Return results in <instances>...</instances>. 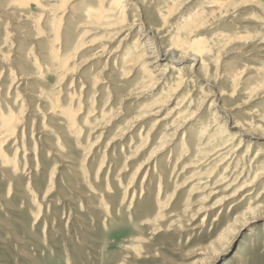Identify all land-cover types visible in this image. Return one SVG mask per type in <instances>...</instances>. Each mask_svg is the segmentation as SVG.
<instances>
[{"label": "rangeland", "instance_id": "rangeland-1", "mask_svg": "<svg viewBox=\"0 0 264 264\" xmlns=\"http://www.w3.org/2000/svg\"><path fill=\"white\" fill-rule=\"evenodd\" d=\"M139 1L141 4L138 16H130V19L135 17L145 29L154 28L153 30L160 38L161 46L168 48L172 43L168 37L177 33L181 15L185 17L190 12L195 13L196 9L204 7L211 0ZM223 1L229 2L233 10L230 9L227 11L228 14L224 13L214 19L204 14V17L198 16L200 17L198 25L194 26L196 30L193 29L185 35L187 39H201L202 42L204 41L203 44H215L217 53L215 51V55L210 57L214 59V62L207 59L209 67L207 63L205 69H200L201 74L207 70L205 72L207 77L204 78L205 74L204 76L202 74L201 79L193 73L200 67V62L193 65L189 58L180 60L191 68L189 73L192 72L191 75L194 76L195 81L184 87L185 89L183 88L179 94L172 95L169 87L163 88L164 83L155 89L151 87L150 89L139 82L124 85L134 77L137 80L145 78L143 76L145 73L138 72L139 65L135 68L137 70L133 77L128 79L127 76H122L120 81L118 80V83L122 84L119 90L113 88L116 81L114 79V82L111 81V76L105 79L109 72L123 61L119 55H123L129 48L133 49L131 46L136 41L139 26L131 30L124 40L128 30L122 29L117 24L111 26V29L86 30L87 34L81 38V42H86L87 47L77 56V60L84 61L85 64L73 67L75 70L73 73H75L71 79L75 81L71 87L79 88L78 91L76 89L74 98L77 101L82 99L81 105L75 103L74 107L73 103V107L80 106L82 112L80 118H85L88 114V119L92 118V123H89L83 132L81 131L82 135L78 132L77 136L67 138H61L57 128L52 129L50 122L45 119L43 106L51 91L54 90L51 85H49L51 87L46 85L44 88L40 86L37 88L33 79L27 76L17 84L15 82L11 84V74L15 71L16 76L20 75L21 70L13 67L14 71H9L4 65L8 66L11 61H17L19 49L33 42L21 37L26 34L20 29L12 30L15 29V18L3 26L4 31H10L7 39L8 42H12V48H9L8 45L11 47V44L7 43L0 48V73L6 71L5 76L0 79L2 85L0 93L4 95L5 92H9L8 98L16 100L23 106L20 113L22 120L15 131L17 135H14L7 148L13 142L18 143L14 145L15 147L22 144L19 147H23V150L19 148L18 152L23 151L26 155L22 159V166L15 171L17 175H14L15 173L6 175L0 169L2 172L0 173V264H210L206 254L209 255L214 248L218 249V242L222 241L220 245L227 243L224 238L218 239L226 223L228 224L231 219L233 220L243 212L255 198L256 202L264 200V159H261L264 152L261 146L249 141L247 139L249 136L243 135L242 137L247 140L244 142V151L249 146H253L249 159L247 158L250 162L240 161L239 158L233 162L226 159L225 162L226 152H222L223 154L219 156L215 155V158L209 156L210 150H214V145L223 143L220 132H217L219 136L210 128L213 133L209 129L206 133L202 132L203 140L202 133L199 131L207 120L210 100L219 96V93H225V96L223 95L225 101L216 102L220 106L218 113L221 114L223 105L227 104L229 112L240 114L241 118L253 115L255 117L252 116L249 119L251 122H254V118L262 121L258 122L259 124L254 122L255 125L258 124L253 126L254 129L258 128V132L264 133V118H262L264 117V92L254 89V85L249 86L248 82H243L242 79L237 80V83L228 79L230 85L227 77L220 70L222 63L234 60L240 61V65L247 71L264 69V17H262L264 16V0ZM238 39H244L245 45L235 47L233 42ZM225 43L230 45L227 44L226 48ZM35 52L37 53L38 50ZM133 54H137V51H133ZM3 55L6 59L2 58ZM205 56L200 58L206 59ZM75 62H70L68 66L72 67ZM161 63L168 64L167 71L172 73L171 66L175 64L173 59L165 58ZM162 67L165 68V65ZM30 71L37 73L36 69H30ZM85 74L99 76L100 83L96 85L90 83V86L84 85L85 87L81 88L78 82ZM208 74H212L211 78ZM68 79L69 75L66 76L64 85L57 89V91L62 88L67 90L62 91V95L74 92H72L73 88L66 86ZM108 83L112 84L108 85ZM189 90L191 92H188ZM13 95L15 98H10ZM93 101H96L95 104ZM246 110L252 113H246ZM185 119L191 123L186 124ZM202 119L205 120L201 123ZM225 125L231 130L229 124ZM192 127L200 136L199 140L198 136L195 137L196 149L193 145H188L187 148L182 144L183 136L188 135ZM212 134H216V137L209 142L207 138ZM238 134L242 135L240 132ZM22 135L24 138H19ZM229 137L231 138L228 136L225 139H230ZM33 143H36L37 149L33 150ZM238 143L239 139L234 141L233 145L237 146ZM195 150L198 151L194 154ZM258 150L263 152V156L254 164L253 158ZM59 151L62 153L60 154ZM186 160L191 162L190 166ZM199 160H204V163L201 162L202 166ZM102 166L104 167L101 168ZM70 167H73L74 172ZM161 169L162 173H160ZM75 171L79 172L78 178L75 176L77 173ZM241 171L242 173L245 171L244 176ZM100 175H102L101 179ZM258 176H260L259 180ZM167 180L171 183L166 182ZM251 183L254 184V188ZM245 184L247 187L240 191L242 186H246ZM201 185H205L206 188ZM223 186L226 188L224 189ZM219 189H221L220 192ZM244 190L253 192L250 201L235 204L241 199L240 197L244 196L242 195L245 194ZM80 193L86 195L82 194L83 197ZM89 195L92 197L90 198ZM85 198L90 199L85 200ZM93 198L94 202L91 203ZM215 217L218 218L214 220ZM239 246L245 250L242 251L245 261L239 263L235 260L232 264H264V219L245 225L237 235L236 244L218 257L213 264L225 262L232 255V250Z\"/></svg>", "mask_w": 264, "mask_h": 264}, {"label": "bare ground", "instance_id": "bare-ground-1", "mask_svg": "<svg viewBox=\"0 0 264 264\" xmlns=\"http://www.w3.org/2000/svg\"><path fill=\"white\" fill-rule=\"evenodd\" d=\"M140 4L141 3H140L139 0H0V48L4 47L6 43L7 44H11V47H10V45H8V47L12 48V42H8V39H7L10 31L9 32L8 31H4L3 30V26H6L8 21L13 20V18H15L14 19L15 20V22H14V24H15L14 28L15 29H12V30H16V28L20 29L24 34L27 35V36L25 35V36H21V37H23L27 41L31 40L33 42V43L27 44L26 46H24V47L19 49V53H18V55L16 57L17 61H11V63L8 66L4 65V62H3V65L9 71H14L13 67H15V69H20L21 70L20 75L16 76L15 71L13 72V74H11L12 75L11 76V84L14 83V82H15V84H17L18 81L26 79L25 77L27 76L28 78L30 77V78L33 79V83L35 82L34 84L37 85V88H39V86L44 88V87H46V85H48V86L51 85L53 87V89L55 91L54 90L51 91L48 100H45V105L44 106L42 105V106L45 109V115H46L45 119H47V121L50 122V125H51L52 129L56 130V128H57V130H58L57 133L60 134V137L62 136L61 138H67L68 136H73V135L77 136L78 132H80V134L82 135L81 131L83 132V130L86 129L89 126L88 124L92 123V118H91V120H89L88 119V114H87V116L84 115L85 118H82V117H81L82 119L80 118V115L82 113L80 106H76V108H74L75 107V103H76V105H81L82 99H78V101H77L76 98H74L75 91H76L77 88L71 87L72 83L75 81V80L71 79L72 78L71 76L74 75V73H75V72L73 73V71H75L73 67L85 64L84 61H80L79 62L77 60V56L79 55L80 52H82L87 47L86 46V42H81V38L84 35L87 34L86 30H88V29L94 30L95 29V30L98 31V30H102V29H111L110 28L111 26L117 24L118 26H121L122 29L128 30L126 36H124V38H123V40H124V39H126V37H128V35H129L131 30L135 29L136 26H139L138 31H137L136 41H134L133 42L134 44H132V46H131V47H133V49L129 48V50L124 52L123 55L122 54L119 55V56H121V59H123V61L120 62V64H118L115 69L111 70L109 72V75H107L105 79H107L108 76H111L112 77L111 81H113V79L116 81V84H114V87L113 86L112 87L119 90V88L122 87V84L118 83V80L122 76H124V77L127 76L128 79L133 77L134 76L133 75L134 72H136V70H137L135 68H137V66L139 65L140 68H138L139 69L138 72H139V74L145 73L146 76L143 75L145 78H143L141 80H139V79L137 80V78L134 77V79H130V81H127L124 85H128V84L133 83V82H136V83L139 82V83H141L142 85H144V86H146L148 88L151 87L152 89H155V87L157 88V86H160L162 83H164V85H162L163 88L169 87V89L171 91V94L174 95V94H177V93L179 94V92L184 87L188 86L190 83H193L195 81L194 80V76L191 75L192 72H191V74L189 73V71H190L189 68L190 67L185 62L183 63L180 60H186L187 58H189V59H191V62L193 63V65L194 64H198V62H200V67H198L193 73H194L195 76H199L200 79H201L200 75H202L203 73L201 74L200 69L201 68L205 69V65H207V63H208V67H209V61H207V59H210V57L213 56V54L216 51L215 50V44H213V43H211V44L210 43L203 44L204 41L202 42L201 39H192V38H188L187 39L186 38L185 35L190 33L198 25V22H199L198 18H200L198 16L202 15V17H204L205 15L206 16L208 15L209 17H211V19H214V18H218L220 15H222L224 13L228 14L227 11H229L230 9L233 10L231 8V4L229 2H226V1H223V0H211L209 3L205 4L204 7L201 6V7H199V9H196L195 13L190 12L185 17L183 15H181L180 21L178 22L179 25H178L177 33H173V35H170L168 37V39L170 38V40L172 41V43L169 42V43H171L170 47H168L169 46L168 45L167 46L168 48H164V47L161 46L160 38L156 34V31H154L155 30L154 28H153L154 30L152 28H150V27H147V29H145L142 24L140 25V22H137L135 17L132 20L130 19V16L131 17H133V16L137 17L138 16V11H140V10H138L140 8ZM232 6H234V5L232 4ZM155 12L157 13V10ZM203 14H204V16H203ZM179 17H178V20H179ZM262 17H264V16H262ZM201 20L202 19H200V21ZM259 23H261V22H259ZM172 24L174 25V23H172ZM162 26H163V24H162ZM81 30H83V31H81ZM171 30H173V29L171 28ZM194 30H196V29H194ZM192 34H191V37H192ZM5 36H6V39H5ZM164 37H166V36H164ZM246 39H249V38L246 37ZM243 40L238 39L236 42H233L234 43L233 45H235V47L237 45H238V47H241L242 45H245ZM219 42H221V41H219ZM262 43H263V41H262ZM227 44L224 45V46H226V48L228 47V45H230V44H228V45ZM231 45H232V43H231ZM216 46H217V44H216ZM222 47H223V45H222ZM35 50H38V52L36 53ZM104 50H106V49H104ZM133 51H137V54H133ZM178 51L180 52V54H179ZM218 51H220V50H218ZM222 51L223 50H221L220 52H222ZM216 53H217V51H216ZM5 55H7V53ZM5 55H3L2 58L6 59ZM122 56H124V57H122ZM201 56H205L206 59H204V58L201 59L200 58ZM165 58L173 59V62L175 63L172 66L170 64V66L172 67V73H169L167 71L166 67L168 66V64H162L161 63L162 60H165ZM220 59H222V58H220ZM210 60L214 62V59L213 60L210 59ZM74 61H76L75 64H74L75 66L73 65L72 67H69L68 66L69 63L70 62H74ZM211 61H210V63H211ZM162 65H165V68H163ZM86 66H88V65H86ZM220 67H221V69L220 68L219 69L227 77V82L228 83H229V80H231V82H232V80L234 82L236 81L235 83H237L239 81V79H242L243 82L244 81L248 82L249 86L254 85V89H258L261 92L262 91L264 92V69H257V70L247 71L243 66L240 65V61H238V60L225 61L224 63H222V65ZM206 68H207V66H206ZM30 69H36L37 73L30 71ZM219 69H218V72H219ZM170 70H171V68H170ZM214 71L216 72V70H214ZM205 72H204V74H205ZM208 72H210V71H208ZM5 73H6V71L5 72L1 71L0 79H2L5 76ZM204 74H203V76H204ZM216 74H218V73H216ZM30 75H32V76H30ZM67 75H69V79H68V84L66 86H69V87L73 88L74 90H72V92L73 91L74 92L72 94L70 92L69 93L63 92L65 94L62 95L61 92L62 91H67V90L62 88V89H59L57 91V89L59 87H61L62 85H64ZM210 76H212V74L209 75V77ZM206 77H207V74H205L204 78H206ZM80 78H81V80L78 83L80 84L81 88L85 87L84 85H89L90 86V83L93 84V85H96V84L100 83V81H101V78L99 76L93 77V76H91V74H85V76H83V77L81 76ZM135 80H137V81H135ZM110 84H112V83H110ZM110 84L108 83V85H110ZM1 86L2 85L0 83V88H1ZM51 86H49V87H51ZM201 87H203V86H201ZM78 89H77V91H78ZM109 89H110V87H109ZM140 90H142V89H140ZM138 92H141V91H138ZM138 92H136V93H138ZM188 92H191V91L189 90ZM5 93L6 94H4V95L0 93V169H1L2 172L6 173V175L7 174L12 175V174L15 173V171L19 170L20 166H22L21 165L22 159L26 155V153H23V151H21V150H20L21 152H18L19 148H21L19 146L22 145L21 144L22 139L20 141L21 145H19L18 147L14 146V145H17L18 143L16 144V142H13V143H11L12 145H10V147L7 148V145L11 142V139L14 137V135H17L15 133V131H16L17 125L19 124L20 120H22V119H20V113H21V110L23 109V106L21 104L17 103L16 100L9 99L8 98L9 92H5ZM130 93H132V92H130ZM99 94H97V95H99ZM224 94L223 93H219V96H217L216 98H213L212 100H210V106L208 108L209 109V113L207 111L208 116L204 115V116H206L207 120L203 124L202 130H199V131H201V133L202 132L206 133L208 131V129L210 130V128H212L213 132L215 131L216 134H218L217 132H220L221 136L219 134L218 135L221 137V140L223 141V143H221V144H219L217 146L214 145V150H210L211 152L209 153V156H211V157L214 156V158H215V155L219 156V155H221L222 152H224V153L226 152L225 154H227V156L225 155L226 156V158L224 160L225 162H226V159L232 160V162H233V160L238 159V158H239L240 161L243 160V162H244V160H247L248 156H250L253 146L252 147L251 146H249V147L247 146L248 148L244 151V146H245L244 142L247 141V140H245L242 137L243 135L244 136H249L247 139L249 141H251L252 143H257V145L261 146V149L264 152V133H262L263 131L262 132H258V130H257L258 128L254 129L255 127H253L255 125V123L262 122V121H261V119L254 118V122H255L254 123V122H251L249 120V119H251V117L253 115L251 117H246L245 116V117L241 118L240 114L230 113L229 110L227 109V104L223 105V108L221 110V114H220V112L218 113V108L220 109V106H218V104H216V102L225 101L224 97H223ZM168 96H169L168 97V100H169L171 95L169 94ZM78 97H79V95H78ZM10 98H15V97L13 95ZM80 98H82L81 95H80ZM44 99H45V97H44ZM84 99H85V97H84ZM99 99H101V98H99ZM190 100H191V98H190ZM102 101H105V100H102ZM41 102L42 101H40V103ZM94 102H96V101H93V103ZM73 103H74V107H73ZM85 103H86V101H85ZM161 104H163V103L161 102ZM164 106H166V105H164ZM81 107H83V106H81ZM89 107H90V105H89ZM98 110H100V108ZM249 112H251V111H249ZM249 112L246 110V113H249ZM99 115H101V113ZM191 117L193 118V116H191ZM253 117H255V116H253ZM93 118H95V117H93ZM192 118H190V120ZM262 118H264V117H262ZM95 120L97 121V117H96ZM204 120L205 119H202L200 122L202 123V121H204ZM42 122H43V120L41 121V123ZM44 122H45V120H44ZM185 123L186 124H190L191 122L189 123L186 120ZM93 124H95V123H93ZM225 124H229L230 127H231V130ZM258 124H256V125L258 126ZM198 125H199V122H198ZM23 130L24 129L22 128V131ZM194 130H195L194 127L190 128L189 129V134H188L189 136L188 135L183 136L184 140H183L182 144L186 145L187 148H188V145H193L194 146V144L196 143V138H195L196 136H198V140L200 138L199 134H197V132L194 131ZM88 131H90V129ZM238 132L242 133V135L240 136L238 134ZM21 133L23 134V132H21ZM216 134H212L211 135L212 137L209 136L207 138L208 141L210 142V140L213 137H216ZM23 135L21 137H19V138H22ZM98 135H100V134H98ZM202 135H203V133L201 134V137H202ZM47 136H49V135H47ZM103 136L104 135H102V137ZM228 136H231V138L229 137L230 139H228V138L225 139ZM232 136H233V139H232ZM47 138H49V137H47ZM70 138H72V137H69V139ZM74 138H76V137H74ZM100 138H101V136H100ZM217 138H219V137H217ZM252 138H253V140H252ZM237 139H239V143H238L237 146H234L233 145L234 141H236ZM74 140L76 141V139H73V141ZM203 140H204V138H203ZM14 141H16L15 138H14ZM60 141H61V139H60ZM82 141H83V139H82ZM64 142L67 143V141H64ZM202 143H201V145H203ZM58 144H57V146H58ZM167 144L168 143L166 142V145ZM12 146H14V147H12ZM195 147L196 146H194V149H196ZM32 148H33V150L37 149L36 143L35 144L33 143ZM58 148H59V146H58ZM69 148H71V147H69ZM180 148H181V145H180ZM204 148H207V147H203V149ZM211 148L213 149V147H211ZM21 149L23 150V147ZM183 149L186 150V148H183ZM197 151L195 150L193 153L195 154V153H197ZM201 151L205 152L204 150H201ZM167 152H169V151H167ZM203 152H202V154H203ZM263 152H261V150H258V152L255 153V156L253 158L254 164H255V162L257 160L260 159L261 156H263L262 155ZM59 153H60V151H59ZM174 153H176V152H174ZM161 156H163V155H161ZM171 156H174V155H171ZM197 156H199V155H197ZM201 156H203V155H201ZM33 157H35V156L33 155ZM180 157H179V159H180ZM192 157H193V160H194V156H192ZM263 157H261V159H264ZM206 159H208V157ZM214 160H216V159H214ZM71 161H73V160H71ZM187 161L188 160H186V162ZM203 161L204 160L200 161V163L203 162ZM166 162H167V159H166ZM184 162H185V160H184ZM232 162H230V163H232ZM243 162H240V163H243ZM249 162H250V160L248 161V163ZM70 163H72V162H70ZM187 163H189V166L191 165V162H187ZM200 163H198V164H200ZM248 163H247V165H248ZM185 165H187V164L185 163ZM244 165H246V164H244ZM200 166H202V163H201ZM76 167L78 168V166H76ZM103 167L104 166H102L101 168H103ZM257 167H255V168H257ZM70 168L72 169L73 167H70ZM186 169H187V167H186ZM190 169L193 170V168H190ZM260 169H263V168H260ZM79 170H80V167H79ZM108 170H110V169H108ZM124 170H126V169H124ZM194 170H195V167H194ZM99 171H98V173H99ZM253 171H255V169ZM2 172H0V173L2 174ZM72 172H74L73 169H72ZM75 172H77V171H75ZM103 172H104V170H103ZM192 172L193 171H191V173ZM195 172H196V170H195ZM244 172L245 171H243V173ZM160 173H162V169H161ZM201 173H202V171H201ZM243 173L241 171L242 175H243ZM85 174H86V172H85ZM101 174H103V173H101ZM186 174H187V172H186ZM196 174H198V172ZM238 174H240V173L238 172ZM238 174L236 176H238ZM14 175H17V174L15 173ZM78 175H79V172L75 173L76 178H78ZM87 176L89 177V175H87ZM100 176H101L100 177V179H101L102 175H100ZM234 177H235V175H234ZM247 177H248V174H247ZM259 177L260 176H258V180H259ZM92 179L96 180V178H92ZM97 179H99V178L97 177ZM235 179H238V178H235ZM201 180H203V179H201ZM224 180H225V183H226V179H224ZM243 180H245V178ZM166 182H168V180ZM168 183H171V182H168ZM230 183H231V180H230ZM240 184H241V182H240ZM240 184H239V186H240ZM242 185H244V183ZM252 185H253V188H254V184H252ZM197 186H199V185H197ZM201 186H203V185H201ZM203 187H205V185ZM227 187H229V186H227ZM245 187H247V185L246 186H242L240 188L241 189L240 191H242V189H244ZM178 188L176 190H178ZM225 188L226 187H224V189ZM236 188H237V186H236ZM95 189L97 190V188H95ZM101 189H102V187H101ZM190 189H193V188H190ZM202 190H205V189L202 188ZM220 190L221 189H219V192H220ZM196 193H197V191H196ZM225 193H227V192H225ZM240 193H242V192H240ZM82 194H84V193H82ZM252 194H253L252 191H245V194H242L244 196L240 197L241 199L239 201H236L237 203H235V202L234 203L238 204L241 201H248L250 199V197L252 196ZM84 195H86V194H84ZM84 195H82V196L84 197ZM260 195H261V193H260ZM204 196L206 197V195H204ZM91 197L92 196H90V198ZM114 197H115V195H114ZM225 198H227V197H225ZM236 198H237V196H236ZM89 199L85 198V200H89ZM255 200H256V198H255ZM255 200L250 202L248 207L245 208V210L243 212L239 213L233 220L230 218L231 221H229L228 224L226 223V225H225L224 229L221 231L218 239L219 238H224V239L227 240L226 241L227 243H225L223 245H220V242L222 243V241L219 240L220 242H218L219 243L218 249H215L214 248L215 246H214L213 247L214 249L211 250L209 255H207L208 253L207 254L204 253V254H206V256H208V258L207 257L206 258L210 260V261L208 260L210 262V264L215 263L217 261L218 257H220L230 247H233L236 244L237 235L239 234L240 230L244 228L245 225H247L248 223L250 224V222H253V221H256V220H259V219H264V200H262L260 202H258V200L256 202ZM93 202H94V198H93V201L91 203H93ZM162 206L163 205H160V207H162ZM155 209H157V208H155ZM212 210H214V209H212ZM159 211H160V209L158 210V212ZM158 212L156 214H158ZM171 212H173V211H171ZM152 213H150V215ZM181 213H182V211H181ZM207 213H205V214H207ZM36 215H37V213H36ZM178 215H176V216H178ZM182 215H184V214L182 213ZM169 217L170 216H168V218ZM160 218H161V216H160ZM181 218H182V216H181ZM217 218L218 217H215L214 220H216ZM200 227H202V226H200ZM228 235H229V237H228ZM250 241H252V240H250ZM255 241H257V240H255ZM254 244H256V243H254ZM244 248H246V247H244ZM242 251H245V250H242L241 246H239L238 248H235L234 250H232V255L229 258H227L225 260V262H222L221 264H232L235 260H238L237 262H239V263L244 262L245 261V256L243 255Z\"/></svg>", "mask_w": 264, "mask_h": 264}]
</instances>
